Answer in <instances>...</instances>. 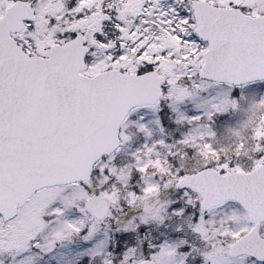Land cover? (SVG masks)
<instances>
[{
	"label": "snow or ice",
	"instance_id": "obj_1",
	"mask_svg": "<svg viewBox=\"0 0 264 264\" xmlns=\"http://www.w3.org/2000/svg\"><path fill=\"white\" fill-rule=\"evenodd\" d=\"M259 81L264 0H0V264H264Z\"/></svg>",
	"mask_w": 264,
	"mask_h": 264
},
{
	"label": "rangeland",
	"instance_id": "obj_2",
	"mask_svg": "<svg viewBox=\"0 0 264 264\" xmlns=\"http://www.w3.org/2000/svg\"><path fill=\"white\" fill-rule=\"evenodd\" d=\"M163 2L168 3L171 2V0H163ZM218 91H220L219 87L212 89L210 94H216ZM262 95H264V81L256 82L245 89V95L244 98L240 100L239 109L234 111L228 120H225L216 126L217 131L215 139L217 143L223 145L225 148L231 147L232 141L235 139L231 129L244 131V122L249 116H251L254 102ZM165 110L168 113L167 120L174 125L175 121L171 119L173 115L171 110L167 109L166 105L164 109H162V112ZM188 110L190 112L196 111L191 108V106H188ZM139 115L144 116L145 120H153L155 116V114L147 108L141 109ZM163 117L165 116L161 115L162 122L164 121ZM132 118H137V114L134 113ZM142 141L143 138L136 139L133 147L138 146ZM129 151H131V149L128 148L122 151L121 156L123 159L127 160L129 158ZM88 243L89 242L79 241L68 245H58L53 252L38 257V264H85L87 257L81 255V253L83 249L88 246Z\"/></svg>",
	"mask_w": 264,
	"mask_h": 264
}]
</instances>
